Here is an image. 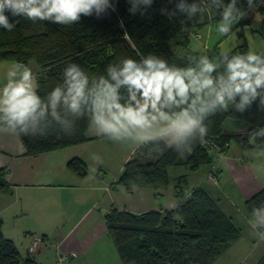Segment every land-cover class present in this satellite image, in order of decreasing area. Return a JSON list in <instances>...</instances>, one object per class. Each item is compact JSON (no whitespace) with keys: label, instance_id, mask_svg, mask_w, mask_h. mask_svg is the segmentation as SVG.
I'll list each match as a JSON object with an SVG mask.
<instances>
[{"label":"trees","instance_id":"trees-1","mask_svg":"<svg viewBox=\"0 0 264 264\" xmlns=\"http://www.w3.org/2000/svg\"><path fill=\"white\" fill-rule=\"evenodd\" d=\"M228 2L230 0H225ZM129 7L128 0H118L115 10L100 18L82 16L72 25L40 21L42 29L31 33L27 31V20L19 18L11 32L0 29V63L5 60H15L27 66L37 63L40 70L37 91L44 97L61 82L63 70L71 63L80 65L90 77L103 73L107 65L122 58L139 59L148 54L162 56L169 63L183 66L190 55L199 56L206 52L193 49L185 28L205 24L214 32L221 20L219 11L211 18L198 16L186 21L177 16L170 19L162 13V9L173 7L170 0H155L144 14L132 15L128 12ZM237 7L241 13L233 22L237 27L251 24L256 17L252 14L255 9L264 16V0H237ZM248 50L246 44L239 45L229 54ZM230 120L236 125H245L247 131L232 133L233 129H226ZM205 124L208 135L225 155L232 144L241 150L264 149V139L252 138L253 130L264 126V106L255 102L243 113L231 106L218 110L206 118ZM91 127L87 117H82L74 119L68 129H62L53 121L43 133L19 134L26 154L38 155L90 140L87 132ZM200 140L197 132L179 147L175 144L173 148L168 147L164 140L142 144L125 163L115 184L129 190L142 186L159 189L170 184L169 170L172 167L187 166L196 172L203 165L213 164V155ZM185 145L192 147V151L181 154ZM69 168L80 176L89 171L86 161L81 158L71 161ZM6 187L0 170V192ZM175 187L179 198L175 208L143 214L112 208L105 214L109 235L126 262L214 264L242 236L243 230L209 188L198 186L188 193L187 176L179 177ZM262 203L264 188L246 200V213L251 216L252 210ZM2 227L0 217V264H40L31 254L25 255L18 250L15 242L4 236ZM257 264H264V255Z\"/></svg>","mask_w":264,"mask_h":264},{"label":"clouds","instance_id":"clouds-1","mask_svg":"<svg viewBox=\"0 0 264 264\" xmlns=\"http://www.w3.org/2000/svg\"><path fill=\"white\" fill-rule=\"evenodd\" d=\"M117 2L0 0V29L11 32L19 18L72 25L82 16L100 18L108 14ZM154 2L128 0V12L144 14ZM170 2L171 9H162L170 19L211 18L219 11L220 34H228L241 14L237 0ZM254 102L264 106V51L223 52L219 57L190 55L183 66L152 54L139 59L125 57L91 77L80 65L71 63L63 70L61 82L44 97L37 91L32 70L14 62L0 84V124L28 135L43 133L53 121L68 129L74 119L87 117L98 134L114 141L141 145L164 140L173 148L197 132L202 143L208 133L205 120L218 110L231 106L243 113ZM252 138L264 139V126L254 129ZM185 151L191 152L192 147L185 145L181 154ZM254 170H264V163L255 165ZM249 223L264 234V203L252 210Z\"/></svg>","mask_w":264,"mask_h":264},{"label":"crops","instance_id":"crops-1","mask_svg":"<svg viewBox=\"0 0 264 264\" xmlns=\"http://www.w3.org/2000/svg\"><path fill=\"white\" fill-rule=\"evenodd\" d=\"M14 62L5 60L0 63V84ZM28 67L38 85V64L32 62ZM233 130L232 133H241L247 128L240 123L239 129ZM87 135L90 140L84 143L31 155L26 154L19 132L0 124V170L7 184L0 192L3 233L15 242L18 250L25 255L31 254L40 264H58V254L68 250L76 251L78 256L68 258L65 264H137L126 262L120 256L104 216L112 208L137 214L175 208L179 202L175 184L181 176L188 177V193L198 186H206L212 192V189H222L229 200L226 202L220 198L221 205L241 229L251 217L244 207L246 200L264 188V170H254L255 165L264 163V149L241 150L232 144L220 159L218 184L208 175L213 164L201 166L198 171L205 167L204 176L197 180L189 174L198 171L175 166L170 168L169 176L176 167L185 168L188 173L175 178L171 176L170 184L163 188L142 186L129 190L115 183L125 163L142 144L114 141L98 134L94 127ZM75 158L86 161L89 171L84 176L69 168ZM255 231L257 241L250 248L243 249L246 240L242 231V236L214 264L218 260L223 264L234 262L233 253L237 248L245 251L239 260L256 255L254 261L257 264L264 255V234ZM34 237L40 238L42 243L32 248ZM17 241L21 242L20 249Z\"/></svg>","mask_w":264,"mask_h":264},{"label":"rangeland","instance_id":"rangeland-1","mask_svg":"<svg viewBox=\"0 0 264 264\" xmlns=\"http://www.w3.org/2000/svg\"><path fill=\"white\" fill-rule=\"evenodd\" d=\"M253 15H255V19L251 24L247 25H241V26H235L232 24L231 30L228 34H220L218 30H214V32L210 29L207 25L203 24L202 26L193 25L191 29L200 32L202 34L201 39H194L191 36V33H187L191 39V46L193 49L197 48L200 51H206L205 54L209 55L210 57H219L221 53L223 52H231L233 49L237 48L239 45H247L249 50H257V51H263L264 50V25H263V19L264 16H262L257 9H255L252 12ZM246 17V16H245ZM27 31L28 32H34L35 30L42 29L41 22L39 20L33 22L31 20H27ZM235 26V27H234ZM186 30V28H185ZM205 44L206 47H205ZM191 47V48H192ZM248 50V51H249ZM231 120L228 122L226 129H239V125H236V123H231ZM244 128H242L243 130ZM205 167H202L201 170H199L197 173H190L189 175H192L195 180L197 178H201L204 176ZM188 173V170L185 168H179L176 167L175 169H172L171 176L175 178V176L180 174ZM193 181H190V184L193 185ZM200 180V179H199ZM198 180V181H199ZM213 194L215 197L222 198L226 202L229 200V198L224 195V193L219 190L218 188L212 189ZM225 202V203H226ZM243 232L245 234V244L243 245V249L246 250L250 248L254 242L257 241L258 233L253 229L249 223L245 225V227L242 228ZM19 249L22 247L21 242H16ZM248 243V244H247ZM250 244V245H249ZM243 249L237 248L235 252L233 253L234 256V262H229L228 264H255V256L253 255L249 257L247 256L246 260H239L240 257H243V254L245 251ZM216 264H223L221 261H217Z\"/></svg>","mask_w":264,"mask_h":264},{"label":"built area","instance_id":"built-area-1","mask_svg":"<svg viewBox=\"0 0 264 264\" xmlns=\"http://www.w3.org/2000/svg\"><path fill=\"white\" fill-rule=\"evenodd\" d=\"M186 30L189 33H191V36L194 37L195 39H201L202 38V34L200 32H196V31L192 30L191 27H187ZM202 144L206 147L207 152H209L211 155H213V158H214L213 167L210 170L208 175L215 184H218L219 177H218L217 172L220 171L219 162H220V159L225 156V152H223L222 148L220 146H218L215 141L212 140L211 136L208 135V133L206 134V137H205L204 141L202 142ZM226 146H228V144H226ZM40 243H42V240L40 238L34 237L32 248L39 245ZM77 256H78V254L76 251L68 250L66 252L58 254L57 262H58V264H65L67 262L68 258H75Z\"/></svg>","mask_w":264,"mask_h":264}]
</instances>
